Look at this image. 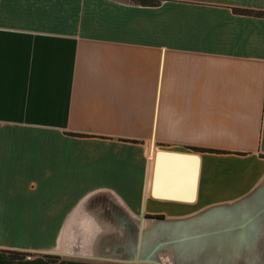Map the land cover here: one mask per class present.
Wrapping results in <instances>:
<instances>
[{"label":"crops","instance_id":"0c3cea01","mask_svg":"<svg viewBox=\"0 0 264 264\" xmlns=\"http://www.w3.org/2000/svg\"><path fill=\"white\" fill-rule=\"evenodd\" d=\"M246 11L264 0H0V264H124L134 224L264 182V17Z\"/></svg>","mask_w":264,"mask_h":264},{"label":"water","instance_id":"95a60500","mask_svg":"<svg viewBox=\"0 0 264 264\" xmlns=\"http://www.w3.org/2000/svg\"><path fill=\"white\" fill-rule=\"evenodd\" d=\"M188 160L193 185L197 165ZM145 222L124 231V264H264V182L232 205Z\"/></svg>","mask_w":264,"mask_h":264},{"label":"trees","instance_id":"16d2710c","mask_svg":"<svg viewBox=\"0 0 264 264\" xmlns=\"http://www.w3.org/2000/svg\"><path fill=\"white\" fill-rule=\"evenodd\" d=\"M130 4L141 6V7H158L161 5L162 2L164 1H172V0H127ZM245 15H250V16H256V17H264V14L262 13H256V12H240ZM8 256L12 259H22L25 257L23 254H18V253H7ZM49 261H56L57 258H50L46 257Z\"/></svg>","mask_w":264,"mask_h":264},{"label":"built area","instance_id":"2783aa9c","mask_svg":"<svg viewBox=\"0 0 264 264\" xmlns=\"http://www.w3.org/2000/svg\"><path fill=\"white\" fill-rule=\"evenodd\" d=\"M25 259L30 260V257L29 256H25Z\"/></svg>","mask_w":264,"mask_h":264},{"label":"rangeland","instance_id":"374dc122","mask_svg":"<svg viewBox=\"0 0 264 264\" xmlns=\"http://www.w3.org/2000/svg\"><path fill=\"white\" fill-rule=\"evenodd\" d=\"M54 258V257H53Z\"/></svg>","mask_w":264,"mask_h":264}]
</instances>
